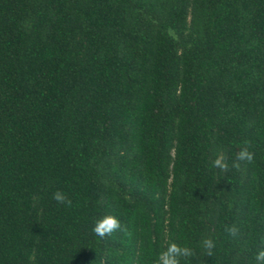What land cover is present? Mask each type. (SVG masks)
Masks as SVG:
<instances>
[{"label":"trees","instance_id":"1","mask_svg":"<svg viewBox=\"0 0 264 264\" xmlns=\"http://www.w3.org/2000/svg\"><path fill=\"white\" fill-rule=\"evenodd\" d=\"M0 264H264V0H0Z\"/></svg>","mask_w":264,"mask_h":264}]
</instances>
